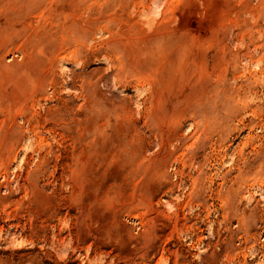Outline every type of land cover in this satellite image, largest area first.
Returning a JSON list of instances; mask_svg holds the SVG:
<instances>
[{
    "label": "rangeland",
    "instance_id": "obj_1",
    "mask_svg": "<svg viewBox=\"0 0 264 264\" xmlns=\"http://www.w3.org/2000/svg\"><path fill=\"white\" fill-rule=\"evenodd\" d=\"M0 264H264V0H0Z\"/></svg>",
    "mask_w": 264,
    "mask_h": 264
}]
</instances>
